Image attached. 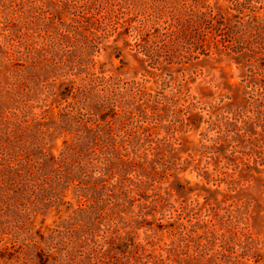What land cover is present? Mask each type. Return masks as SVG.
Listing matches in <instances>:
<instances>
[{
    "label": "trees",
    "instance_id": "trees-1",
    "mask_svg": "<svg viewBox=\"0 0 264 264\" xmlns=\"http://www.w3.org/2000/svg\"><path fill=\"white\" fill-rule=\"evenodd\" d=\"M63 1L68 21L37 0H0V264L176 263L159 239L142 244L126 220L135 204L130 216L144 224L150 214L142 212L161 201L156 185L179 181L170 139L155 131L162 102L152 99L149 108L140 84L94 70L99 41L117 29L108 1ZM183 1L174 0L183 12L171 9L162 34L127 30L136 52L157 67L186 62L194 51L207 55L211 43L244 70L253 113L264 109V22L254 6L229 0L230 18L202 0ZM56 139L62 148L54 155Z\"/></svg>",
    "mask_w": 264,
    "mask_h": 264
},
{
    "label": "rangeland",
    "instance_id": "rangeland-1",
    "mask_svg": "<svg viewBox=\"0 0 264 264\" xmlns=\"http://www.w3.org/2000/svg\"><path fill=\"white\" fill-rule=\"evenodd\" d=\"M107 1L115 11L110 27L117 29L99 41L94 70L140 84L149 108L155 104L152 99L162 102L157 105L155 131L160 138L169 137L171 172L179 177V181L164 177L156 185L161 201L142 212L150 214L144 224L130 216L138 211L135 204L126 220L131 218L133 228L138 227L136 236L142 244L159 239L161 246L171 250L173 264H231L228 254L219 253L222 248L234 252L240 264H264V109L253 113L244 70L211 43L205 47L207 55L194 51L186 62L153 66L136 52L135 39L127 30L162 34L174 0ZM203 1L213 12L232 18L229 0ZM249 1L256 21L263 19V23L264 0ZM37 2L56 19L71 18L67 2ZM179 2L183 6L184 1ZM179 4L173 10L182 13ZM196 10L204 11L199 5ZM208 30L206 39L211 40ZM3 52L0 37V64ZM61 145L62 139H56L51 148L54 155ZM147 193L143 203L153 192ZM55 220L52 213L46 224Z\"/></svg>",
    "mask_w": 264,
    "mask_h": 264
}]
</instances>
